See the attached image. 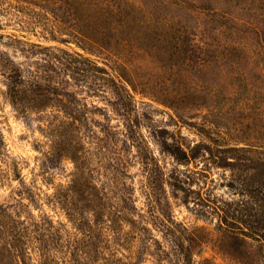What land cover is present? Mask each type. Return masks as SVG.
I'll return each instance as SVG.
<instances>
[{"label":"rangeland","instance_id":"obj_1","mask_svg":"<svg viewBox=\"0 0 264 264\" xmlns=\"http://www.w3.org/2000/svg\"><path fill=\"white\" fill-rule=\"evenodd\" d=\"M73 8L83 30L94 37L106 32L115 60L126 65L123 72L135 86L128 122L147 139L161 165L171 159L159 152L150 132L158 134L162 128L192 143L206 138L221 146H264V0H0V49L20 66L26 80L53 73L45 66L53 62V46L78 51L109 68L106 55L89 54L76 44ZM231 44L241 49L227 51ZM4 83L0 76L1 152L25 180L51 193L53 182L67 180L68 172L81 163L92 168L95 180L102 178L97 161L102 115L91 110L104 106L99 82L88 87L83 73L69 79L67 94L69 104L77 108L76 120L57 110L67 99L42 103L27 99L29 110L15 111L3 94ZM111 118L115 126L121 121ZM60 120L70 122L68 155L53 162V124ZM204 168L209 175L203 174L193 190L231 197L223 178L229 171L212 165ZM127 170L137 189V206L144 208L139 166L134 162ZM5 185L1 194L9 188ZM170 202L179 221L202 225L213 234L215 221L196 219L199 207L192 203L187 207L175 198ZM43 208L53 217L52 204ZM202 254L216 264H237L209 245L203 246Z\"/></svg>","mask_w":264,"mask_h":264},{"label":"trees","instance_id":"obj_2","mask_svg":"<svg viewBox=\"0 0 264 264\" xmlns=\"http://www.w3.org/2000/svg\"><path fill=\"white\" fill-rule=\"evenodd\" d=\"M72 20L76 44L89 54L106 55L111 70L78 51L53 46V62L45 65L53 73L40 76L43 82L36 76L28 81L20 66L0 49L3 94L19 113L29 110L27 99L36 103L67 99L57 110L74 118L77 108L69 104V79L83 73L88 87L99 82L104 106L91 110L102 115L97 159L102 178L95 180L87 164H75L67 180L53 182V192H43L1 152L0 133V188L9 185L5 194L0 193V264H216L203 256L204 245L237 264H264V146H221L206 138L192 143L162 128L158 134L150 132L159 152L171 159L169 167L161 165L147 139L128 122L135 86L123 72L126 65L115 60L108 48L106 32L94 37L83 30L76 8ZM229 46V52L239 48ZM111 116L121 119L118 125L112 124ZM68 121L53 124V162L68 155ZM134 162L139 166L144 208L137 206V189L129 181L127 166ZM209 165L229 171L223 178L231 197L193 190L203 174L209 175L204 168ZM210 181L217 184L212 176ZM170 198L199 207L196 219L215 221L213 234L202 225L179 221ZM49 204L53 217L43 208Z\"/></svg>","mask_w":264,"mask_h":264}]
</instances>
